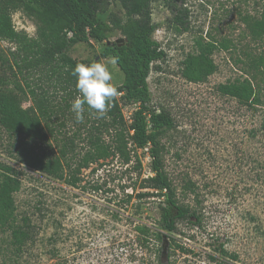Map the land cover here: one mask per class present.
Returning <instances> with one entry per match:
<instances>
[{"label":"rangeland","instance_id":"374dc122","mask_svg":"<svg viewBox=\"0 0 264 264\" xmlns=\"http://www.w3.org/2000/svg\"><path fill=\"white\" fill-rule=\"evenodd\" d=\"M12 26L37 39L35 17L22 4L8 8ZM118 0H109L101 18L111 23L123 15ZM181 14L184 22L177 23ZM151 17L158 24L154 38L165 55L154 61L148 77L152 103L168 111L174 126L161 137L163 166L178 202L192 216L177 221L173 232L162 231L168 240L167 258L161 256L162 241L145 236L137 226L158 228L161 197L143 195L151 175L147 148L126 145L129 160L118 153L89 163L73 174L86 151V130L78 126L71 111L76 97L55 90L46 76L25 66L23 41L0 37V91H29L40 83L49 96L69 106L67 127L59 136H72L63 177L54 178L17 165L7 157L10 137L0 126V160L16 167L20 188L14 193L15 217L29 218L31 239L17 250L11 230L0 226V264H264V128L259 107L218 92L219 83L243 74L238 60L264 56V33L253 35L249 24L264 19V0H151ZM115 30L113 37H122ZM230 39L231 47L217 48L212 57L216 70L205 81L191 82L182 74V62L195 50V40ZM102 44L80 41L66 52L76 60L104 64L112 83L123 73L112 57H101ZM23 58V59H22ZM114 61V63H113ZM236 61V62H235ZM30 68V67H29ZM51 85V86H48ZM40 91V89H39ZM22 106L33 105L30 93L20 94ZM61 107H64L61 103ZM121 105L125 120L133 107ZM86 108V107H85ZM90 123L100 117L92 110ZM60 118V116H59ZM80 127V128H78ZM128 141V130L124 129ZM49 135V154L59 153V143ZM113 131L104 139L112 142ZM112 145V144H111ZM78 176L76 186L66 180ZM142 194V195H140ZM195 214L198 216L196 217ZM163 236V237H164Z\"/></svg>","mask_w":264,"mask_h":264},{"label":"trees","instance_id":"16d2710c","mask_svg":"<svg viewBox=\"0 0 264 264\" xmlns=\"http://www.w3.org/2000/svg\"><path fill=\"white\" fill-rule=\"evenodd\" d=\"M108 2L109 0H0V37L23 41L25 66L45 74L43 77L46 76L47 83L71 97L79 95L72 70L77 63L85 62L68 55L66 50L70 45L93 40L103 46L101 57H112L115 60L123 73L122 82L116 86L118 95L103 118L91 123L89 121L88 124L90 115L84 113L86 121L78 126H83L86 130V151L72 171L73 174H78L81 167H87L89 163L115 153L129 160L126 152L128 142L135 148H147L151 157L152 174L144 178V181L145 187L153 191L142 194L161 197L158 204V228L144 224L137 226V229L145 236V241L150 236L161 241L164 236L162 231L173 232L178 220L189 218L193 214L187 206L178 202L175 187L163 166L161 137L174 126V119L164 108L152 103L148 83L152 63L162 59L165 52L154 38L158 24L151 17V0H118L124 12L121 16L113 17L111 23L100 17V12L104 11ZM18 3L35 17L37 39H29V36L13 28L7 10L9 6L15 7ZM174 18L177 23L183 24L180 13ZM249 28L253 35L261 36L264 33V19L254 21L249 24ZM115 30L123 35L122 42L113 39ZM229 42L230 39L217 42L202 37L196 39L195 50L188 53L182 62V76L191 82L205 81L217 68L212 57L214 50L220 47L230 48ZM238 61L235 62L241 63L243 74L247 76L219 83L217 90L222 95L236 98L242 104L259 107L262 110L261 128H264V56ZM91 63L92 60L89 64ZM27 85L28 92L22 87L19 91H0V126L10 137L6 155L17 165L35 169L54 178H64L63 163L72 168L66 161V155L75 144L72 136L58 135L65 133L67 127L65 111L69 106L68 98L62 96L65 102L57 103L56 94L49 96L40 83L36 84V88L30 87L28 82ZM27 93H30L34 104L23 107L20 94ZM61 103L66 105L61 107ZM120 104L133 107L128 120H125ZM85 107V111H92L87 105ZM125 128L128 130V141L124 134ZM105 130L113 131L111 143L104 139ZM48 134L54 137L56 143L61 141L58 145L59 153L47 152L51 145ZM15 171V166L5 159L0 160V226L11 230L13 243L20 251L31 239V227L28 217L24 216L22 223L17 222L15 217L14 193L21 185L20 180L15 177ZM71 177L66 180L67 183L76 186L78 176ZM195 216L198 217L196 214ZM157 264L170 262L163 263L160 260Z\"/></svg>","mask_w":264,"mask_h":264},{"label":"clouds","instance_id":"9594fccd","mask_svg":"<svg viewBox=\"0 0 264 264\" xmlns=\"http://www.w3.org/2000/svg\"><path fill=\"white\" fill-rule=\"evenodd\" d=\"M71 74L76 78L79 93L71 104L76 121H83L85 105L103 118L118 95V89L112 83V73L104 64L93 62L77 63Z\"/></svg>","mask_w":264,"mask_h":264},{"label":"water","instance_id":"95a60500","mask_svg":"<svg viewBox=\"0 0 264 264\" xmlns=\"http://www.w3.org/2000/svg\"><path fill=\"white\" fill-rule=\"evenodd\" d=\"M114 40L116 41H123L122 37H113ZM167 246H168V240L167 238L164 236L163 237V241H162V251H161V256L165 257V259L167 258Z\"/></svg>","mask_w":264,"mask_h":264}]
</instances>
